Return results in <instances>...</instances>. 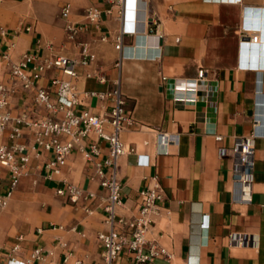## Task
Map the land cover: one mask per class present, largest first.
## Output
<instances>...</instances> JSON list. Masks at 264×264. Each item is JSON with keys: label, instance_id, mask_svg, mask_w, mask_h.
Returning a JSON list of instances; mask_svg holds the SVG:
<instances>
[{"label": "crops", "instance_id": "1", "mask_svg": "<svg viewBox=\"0 0 264 264\" xmlns=\"http://www.w3.org/2000/svg\"><path fill=\"white\" fill-rule=\"evenodd\" d=\"M67 3L71 13L64 19ZM90 7L102 12L99 22L89 23ZM68 21L85 26L72 39ZM243 28L258 41H244ZM3 52L9 59L0 63V81L8 87L10 120L0 128V143L24 146L29 160L0 209V264L27 263L38 248L46 264H61L69 253L86 264H103L98 234L111 229L97 174L98 165L106 174L111 170L104 164L108 142L92 135L71 150L60 172L47 166L55 153L38 145L33 123L48 112L36 101V89L10 74L26 53L37 63L58 56L78 61L76 113L106 115L114 102L99 94L120 90L126 96L133 121L121 139L135 151L118 158V214L133 219L140 191L159 178L164 195L146 237L169 257L159 256L155 264H264V0H0ZM86 55L94 58L82 64ZM58 75L49 69L35 86L51 90ZM15 128L20 134L11 138ZM159 131L176 138L159 144ZM251 134L252 179L238 182L230 149ZM93 143L99 153L88 158ZM66 183L94 198L75 204L59 196L56 190ZM10 189L11 173L4 168L0 195ZM113 229L126 227L116 223ZM114 264H132L131 257L125 251Z\"/></svg>", "mask_w": 264, "mask_h": 264}, {"label": "built area", "instance_id": "2", "mask_svg": "<svg viewBox=\"0 0 264 264\" xmlns=\"http://www.w3.org/2000/svg\"><path fill=\"white\" fill-rule=\"evenodd\" d=\"M117 3H123V0H116ZM115 3V0H111ZM71 13V5L64 4L61 8V16L68 19ZM101 11L96 7H90L87 10V19L89 23H97L101 17ZM112 13V9L108 10ZM85 28L83 25H77L68 21L65 29L69 38H74L80 31ZM29 29V28H28ZM247 28H243L242 34L244 41L248 38L250 41L257 42L259 35H247ZM122 47V39L118 38L117 48ZM93 59V55H86L82 64H87L88 59ZM9 53L0 54V63L8 61ZM78 61L64 56L56 58H47L41 63L35 62V56L26 53L22 59L12 64L10 74L13 78L19 80L26 89H36V101L44 106L48 115L34 122L33 125L38 127L37 143L45 150H53L54 159L47 165L54 168L55 172H60L59 166L64 163L67 155L71 150L80 143L81 140L90 138L92 135L108 142L109 156L104 164L111 168L106 174L100 165L97 168V174L101 177V186L106 195L101 205L106 214V222L111 229L106 232H100L98 238L103 245L102 260L103 264H114L115 260L123 252H127L131 257L132 264H155V259L159 256L169 257L166 249L158 246L146 237V233L154 224L152 216L160 210V202L163 199V187L157 176L152 178V182L142 189L139 193V211L131 220H127L118 214V209L123 206L122 183L118 177V158L128 152H134V148L127 147L121 139V133L124 127L133 121V118L126 113V96L117 90L111 94H99L101 98L106 96L112 100L113 105L106 115L93 114L89 110H83L76 113L73 109L79 101L78 93L74 88V80L78 78L77 71ZM49 69L58 70L62 76L58 75L51 80V90L42 87H36L35 82ZM204 70H200L199 75L203 76ZM8 87L0 81V128L10 120V114L7 111L9 106ZM54 93L55 97H51ZM17 124L22 120L17 119ZM28 124V123H27ZM20 134L19 128H15L11 138ZM159 144H166L175 140L176 136H170L157 132ZM48 138V139H46ZM256 136L251 134L238 138L235 145L230 149L231 154L236 161L235 178L238 182H250L253 175V155L255 150ZM221 137L217 136V140ZM79 149L84 151L80 144ZM24 146L15 144L8 146L0 143V175L4 168L11 173V189L5 194L0 195V209L7 205L13 188L19 182V179L26 174L25 166L29 160L28 155L24 153ZM99 153V147L96 143L90 145L86 151V156L91 158L92 155ZM227 153L226 149H221V154ZM144 163L148 164L146 160ZM240 169V170H238ZM59 196H63L73 203L77 204L80 200L85 202L94 198V194L86 192L82 188L66 183L63 187L56 190ZM122 224L126 227L123 232L113 229L116 224ZM19 239H23L19 236ZM19 245L14 249H18ZM43 249L38 248L34 251L32 259L23 263L19 260L11 259L8 264H33V260L40 261V264H46L42 255ZM72 254L64 257L61 264H86L81 259H72Z\"/></svg>", "mask_w": 264, "mask_h": 264}]
</instances>
